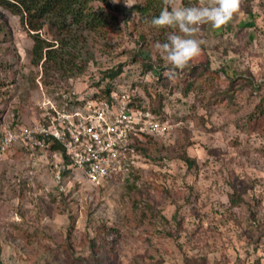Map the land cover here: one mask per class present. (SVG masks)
Wrapping results in <instances>:
<instances>
[{
  "label": "rangeland",
  "instance_id": "obj_1",
  "mask_svg": "<svg viewBox=\"0 0 264 264\" xmlns=\"http://www.w3.org/2000/svg\"><path fill=\"white\" fill-rule=\"evenodd\" d=\"M144 2L106 0L115 21L87 45H68L61 69L34 62L33 32L0 7V134L32 124L44 97L56 101L70 83L105 100L103 73L118 65L114 91L169 126L137 140L146 155L102 184L63 170L58 154L19 143L0 154V264H264V0H243L220 28L200 26L202 52L185 70L203 73L189 92L191 76L154 47L178 30L139 20L130 9ZM66 35L44 27L40 43L59 51ZM148 60L178 77L158 85L142 66ZM75 67L78 75L66 73ZM240 74L262 87L240 86Z\"/></svg>",
  "mask_w": 264,
  "mask_h": 264
},
{
  "label": "built area",
  "instance_id": "obj_2",
  "mask_svg": "<svg viewBox=\"0 0 264 264\" xmlns=\"http://www.w3.org/2000/svg\"><path fill=\"white\" fill-rule=\"evenodd\" d=\"M57 97L58 103L44 97L40 116L32 124L7 127L0 134V154L17 143L32 152H53L63 170L102 184L131 167L138 156L131 143L145 136L160 137L169 128L154 111L131 105L122 91H114L111 100L81 96L72 88ZM54 145L60 151L51 150Z\"/></svg>",
  "mask_w": 264,
  "mask_h": 264
},
{
  "label": "trees",
  "instance_id": "obj_3",
  "mask_svg": "<svg viewBox=\"0 0 264 264\" xmlns=\"http://www.w3.org/2000/svg\"><path fill=\"white\" fill-rule=\"evenodd\" d=\"M200 1L201 0H182L181 5H198ZM162 2L163 0H146L144 3L132 5L130 11L137 14L139 20L150 21L152 17L159 15L160 11L163 9ZM104 4L106 5L104 6ZM0 7H3L13 15L18 16L22 26L24 28L26 27L27 32H33L31 35L34 37L36 42L33 47L34 62L39 64V61L41 62V60L44 58L43 65L44 62L48 63L55 61L59 68L63 67L62 65L64 64V60L66 63H68V55L71 53V51H67L68 45H71L74 41V46H76V42H82V44L87 45L86 41L88 36L102 31L105 25L113 24L115 21V17L107 12V8L110 6L108 3H106V0H0ZM44 27H48L49 29L55 28L57 33L60 35L67 34L66 37H63V39L59 41L61 45V49H59V51L54 48L55 43H48L44 46L42 43H40L42 42V39L39 37V32H41ZM153 28L163 32L166 30V28ZM143 37L144 36H142L141 39ZM67 38L70 40L65 42L64 39ZM135 57H140V55L137 54ZM157 63L158 66L157 64L148 60V62L142 63V66L144 70H148L155 75L157 80L156 83L158 85L162 86L166 81L178 77L176 75L177 73H175L172 69H170L171 73H169L168 76H164L162 74L164 68L161 66L160 62ZM75 69L76 72H71L73 70H68L67 72L66 70V73L69 75H78L81 72V69L79 67H75ZM185 69L186 67L183 69V74L191 76L190 79H192L190 81L188 80L186 84V90L189 92V90L193 88L194 85L195 80L193 79V76L196 74L197 78L199 79L202 76L203 71H197V69L194 67L189 68V71H186ZM185 72L188 73L186 74ZM121 73L122 65H118L117 67L103 73L102 81H105L108 78L109 83L106 82L107 85L103 89L102 98L111 100V94L114 92L111 82ZM223 74L226 76L227 80H230L232 84L237 82L235 79H232L234 77L231 78L229 74ZM239 77L242 79L240 81V86L246 85L251 89H258L263 85L262 83L254 82L251 78L245 80L243 79L244 77H242V75ZM65 80H68V78ZM71 88L72 83L64 87L63 91L70 90ZM55 100L59 101V97H56ZM130 100L131 105L133 106L143 109H150V106L146 107L141 103H135L137 100H139L137 97H130ZM130 147L135 150L136 154L140 156L141 153L144 156L146 155V149L143 145H141V143L133 142L130 144ZM51 150L60 151V147L54 145L51 147ZM180 158L185 161L189 167L196 166L195 160L190 159L186 154L182 155Z\"/></svg>",
  "mask_w": 264,
  "mask_h": 264
},
{
  "label": "clouds",
  "instance_id": "obj_4",
  "mask_svg": "<svg viewBox=\"0 0 264 264\" xmlns=\"http://www.w3.org/2000/svg\"><path fill=\"white\" fill-rule=\"evenodd\" d=\"M243 0H208L206 5L179 6L176 0H163L165 7L159 15L152 17L153 27L171 31L166 42H157L154 47L173 66L184 69L202 52L205 41L198 37L200 26L211 24L220 28L228 24L241 8Z\"/></svg>",
  "mask_w": 264,
  "mask_h": 264
},
{
  "label": "crops",
  "instance_id": "obj_5",
  "mask_svg": "<svg viewBox=\"0 0 264 264\" xmlns=\"http://www.w3.org/2000/svg\"><path fill=\"white\" fill-rule=\"evenodd\" d=\"M47 152V151H46ZM50 153H53V152H50ZM55 154V153H54Z\"/></svg>",
  "mask_w": 264,
  "mask_h": 264
}]
</instances>
